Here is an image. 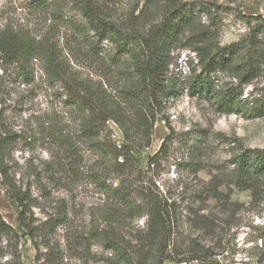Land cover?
<instances>
[{
    "label": "trees",
    "instance_id": "1",
    "mask_svg": "<svg viewBox=\"0 0 264 264\" xmlns=\"http://www.w3.org/2000/svg\"><path fill=\"white\" fill-rule=\"evenodd\" d=\"M123 1L23 0V8L37 21L0 22L1 74L7 75L12 68L19 81L29 85L34 82L37 63L47 87L61 89L54 94L76 122L73 134L60 118L35 119L31 115L26 120L28 126L17 131L0 111L1 184L16 205L18 224L15 229L0 213L3 264H23L18 251L22 236L33 241L37 264H59L58 245L52 243L51 235L66 220V202L51 199L48 184H58L65 174L80 177L84 150L94 155L85 173L105 196L102 224L91 236L108 251L106 264H163L171 259L163 249L171 244L176 230V204L160 192L123 180L114 182L110 176L133 167L132 150L139 152L150 145L165 101L182 88V78L170 74L175 51L194 53L197 62L188 66L193 74L188 79L190 89L212 93L216 110H245L250 117L264 118V86L243 96L245 85L264 78V17L251 16L253 22L244 36L221 45L212 6L200 0H134L128 8ZM82 66H97L99 72H82ZM196 68L199 74H195ZM217 73L233 81L215 91ZM108 121L118 126L122 142L112 140ZM168 138L149 163L164 151ZM39 140L56 151L42 166L27 160L31 179L21 183L12 153L19 143L29 148ZM233 163L243 188L253 189L254 177L264 173V150H246ZM32 187L39 195H33ZM38 196L58 205L55 214H47L36 224L33 208L40 204ZM139 218H144L139 234L131 241L124 240L118 226ZM259 238L260 257L252 264H263L264 231ZM198 250L203 255L208 252L203 246Z\"/></svg>",
    "mask_w": 264,
    "mask_h": 264
},
{
    "label": "rangeland",
    "instance_id": "2",
    "mask_svg": "<svg viewBox=\"0 0 264 264\" xmlns=\"http://www.w3.org/2000/svg\"><path fill=\"white\" fill-rule=\"evenodd\" d=\"M22 1L0 0V22L31 24L37 21L23 8ZM133 1L124 0L123 5L128 8ZM200 1L212 6L221 45L244 36L253 22L251 16L264 17V0ZM202 19L206 20V16ZM196 62L193 52H174L170 74L180 76L183 86L179 93L165 101L155 120L150 145L139 152L132 150L133 167L119 175L112 173L110 180L145 186L154 193L166 195L176 204V230L171 244L163 249L171 259L163 264H252L260 257L257 246L264 231V173L254 177L253 189L243 188L233 160L246 150H264V118L250 117L244 109L237 113L220 112L216 110V98L212 93L191 90L188 79L193 74L188 66ZM34 69V82L24 85L12 68L7 75L1 74L0 63V111L5 121L18 131L28 126L26 120L31 115L35 119L51 116L60 118L66 130L75 134L76 122L60 97L54 94L61 89L48 88L37 63ZM89 69L99 72L97 66L80 68L82 72ZM199 73L196 68L195 74ZM216 77L215 91L233 81L224 74L217 73ZM263 86L264 78L259 77L243 87V96ZM107 131L116 143L123 141L122 132L113 121L107 122ZM167 135L166 148L149 163ZM55 151L43 140L29 148L19 143L12 153L17 163L14 167L16 177L21 183H27L31 177H28L29 167L25 162L30 160L35 166H42L41 163ZM83 155L84 168L80 177L65 174L58 184H48L50 198L66 202V220L51 235L52 243L58 245L59 264H106L105 257L109 255L91 236V231L102 224L105 196L90 182L88 172L85 173L94 159L93 153L84 150ZM32 193L39 195L35 187ZM38 197L40 204L33 208L36 224L45 220L47 214H55L58 205L48 204ZM0 213L6 222L18 229L17 208L6 195L1 176ZM143 221L144 218L126 220L117 229L124 240L131 241L139 234ZM39 246L44 251L43 246ZM200 246L208 248L205 255L198 250ZM18 251L23 264L38 263L36 249L28 236L20 238ZM5 259L6 256L0 258V264Z\"/></svg>",
    "mask_w": 264,
    "mask_h": 264
}]
</instances>
